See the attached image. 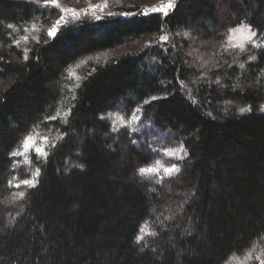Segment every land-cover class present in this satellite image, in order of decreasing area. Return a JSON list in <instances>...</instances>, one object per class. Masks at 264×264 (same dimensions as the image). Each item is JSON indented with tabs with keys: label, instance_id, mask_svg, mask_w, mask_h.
<instances>
[{
	"label": "trees",
	"instance_id": "16d2710c",
	"mask_svg": "<svg viewBox=\"0 0 264 264\" xmlns=\"http://www.w3.org/2000/svg\"><path fill=\"white\" fill-rule=\"evenodd\" d=\"M157 1L57 24L58 4L0 0V264L264 259V0ZM242 23L258 44H228Z\"/></svg>",
	"mask_w": 264,
	"mask_h": 264
},
{
	"label": "rangeland",
	"instance_id": "374dc122",
	"mask_svg": "<svg viewBox=\"0 0 264 264\" xmlns=\"http://www.w3.org/2000/svg\"><path fill=\"white\" fill-rule=\"evenodd\" d=\"M116 2L119 4H122L124 0H57L56 4L62 7L64 11L63 19H60L58 21L61 23V22H64L65 19L68 20V19L80 18L84 14H88V13L89 14L95 13V16H100L101 14L104 13L103 9L107 6V4L114 5L116 4ZM167 3H168V0H159L152 5L146 4L143 7L147 10H150L152 8H162ZM111 13H117V12L112 11ZM242 25H247V24L242 23L240 25L232 27L231 29H238ZM36 29H37L36 27H33L30 30L26 31V34L23 36L24 41H27L30 36L36 33L37 32ZM230 30H229V36H228V44L231 46L243 48L247 44H258L259 43V39L257 38V35L253 37L251 41L245 38L247 35H250L251 31H255L251 26H250V29H246L244 31H230ZM72 71L74 75L77 74L75 67L72 69ZM36 136H38V134L32 135L36 143V146L42 148V142H44L43 140L44 136L41 135L38 138H35ZM171 152L176 153V150L174 149ZM250 257L251 255L249 254H246L243 256H236L232 258L231 260H229L226 264H248Z\"/></svg>",
	"mask_w": 264,
	"mask_h": 264
},
{
	"label": "snow or ice",
	"instance_id": "6c2138e0",
	"mask_svg": "<svg viewBox=\"0 0 264 264\" xmlns=\"http://www.w3.org/2000/svg\"><path fill=\"white\" fill-rule=\"evenodd\" d=\"M45 4H56L57 0H44ZM175 7V0H168V3L162 7V8H157V9H154V11H157V12H162L164 13V15H167L168 14V11L170 9H174ZM61 19H63V17H61ZM60 22L57 21V24H59ZM9 28L13 27L12 25H8ZM246 29H250V26L249 25H242L240 28L238 29H231L230 31H244ZM56 29H52L49 31L48 35L49 36H55L56 35ZM257 35V32L256 31H251L250 32V35H247L245 38L247 40H252L253 37H255ZM161 39L167 41L168 37L167 36H163L161 37ZM255 43V42H253ZM256 47H260V45H255ZM27 57H25L26 59ZM241 67H243V65H241ZM153 100L157 99L156 97H153L152 98ZM145 103L147 104H150L151 103V100L149 101H145ZM71 111V110H69ZM240 111L243 113L246 111V109H243L241 108ZM248 111H250V109H248ZM262 111H264V109H262ZM51 119H58V117H51ZM62 139V138H61ZM43 140L46 142L47 141V137H44ZM133 143H135V141H133ZM52 148H55L56 147V144L53 143L51 145ZM23 148L29 152V153H35L37 155L38 158H43L44 160H47V157H48V152L45 151L43 148H40V147H37L36 146V143L34 141V138L32 136H25L24 137V140H23ZM181 152H183V149H181ZM167 156L169 157H175L176 159L178 160H184L185 156L187 155V153H183V154H179V153H175V152H166L165 153ZM25 155L24 152H19V151H12L9 153V157L10 158H15L17 156H20V157H23ZM159 169L157 168H152V167H148V168H145V167H140L138 169V174L143 176L145 173H154V172H158ZM181 171V169L179 167H177L175 164H173L171 167H165L164 168V173L166 176H172L176 173H179ZM40 169L37 168L36 169V172H35V177H39L40 176ZM23 184L27 185L29 188H35L37 186V184L39 183V180L38 179H25L22 181ZM9 185L11 186V182H9ZM15 187H20L19 184L15 185ZM25 195L24 192H20L18 194L19 197L23 198ZM141 239H143V237L137 235L136 236V241L139 242ZM249 255H251V253H249ZM256 259L259 261V264H264V259H261L260 257H256Z\"/></svg>",
	"mask_w": 264,
	"mask_h": 264
}]
</instances>
